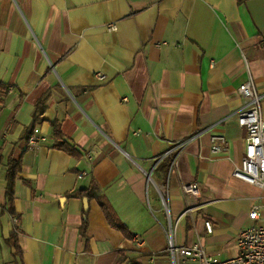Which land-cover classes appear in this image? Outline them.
Masks as SVG:
<instances>
[{
    "label": "crops",
    "instance_id": "1",
    "mask_svg": "<svg viewBox=\"0 0 264 264\" xmlns=\"http://www.w3.org/2000/svg\"><path fill=\"white\" fill-rule=\"evenodd\" d=\"M249 75L264 94V0H0V264H171L168 221L177 244L200 237L210 256H233L251 206L264 215V190L232 176ZM41 99L45 140L27 147ZM211 134L225 151H210Z\"/></svg>",
    "mask_w": 264,
    "mask_h": 264
},
{
    "label": "built area",
    "instance_id": "2",
    "mask_svg": "<svg viewBox=\"0 0 264 264\" xmlns=\"http://www.w3.org/2000/svg\"><path fill=\"white\" fill-rule=\"evenodd\" d=\"M108 28L114 29L115 27L108 25ZM95 77L99 81L106 79L105 75L101 73H97ZM237 90L242 98V103L235 113L237 124L245 131V138L243 156L238 165L232 170V176L264 190V119L261 116V99L264 94L258 92L250 75L239 84ZM202 132L197 131L172 145L157 157L156 162L171 155L174 151L181 152L186 144ZM44 140L43 136L32 133L26 138V145L27 147H34ZM209 142L210 151L214 154L222 153L227 149L226 139L222 134H211ZM83 174L82 172L78 177ZM182 192L185 195L195 197L198 191L196 185L191 183L182 185ZM161 205L166 209L163 198H161ZM189 210L186 209L185 213ZM166 213L169 215L167 209ZM247 216L251 223L239 229L234 239L236 253L225 259L210 256L199 238L190 245L177 244L175 240L176 225L168 221L166 225V250L171 264H264V215H260L259 205L253 204ZM203 224L205 231L211 233L210 221L204 220ZM136 246H140L139 241Z\"/></svg>",
    "mask_w": 264,
    "mask_h": 264
},
{
    "label": "trees",
    "instance_id": "3",
    "mask_svg": "<svg viewBox=\"0 0 264 264\" xmlns=\"http://www.w3.org/2000/svg\"><path fill=\"white\" fill-rule=\"evenodd\" d=\"M7 92H8L7 85L0 82V103L3 102V98L7 94ZM44 107H45L44 99L39 100L35 106L36 112L34 114V122L29 126L27 133H26V138L30 134L33 133L35 121L38 120L37 117L42 113V111L44 110ZM52 126L54 127V136L58 140V143L56 144V146H58L59 148L65 150L67 152H72V149H73L72 146L61 138L60 133H59L58 128H57V124H52ZM168 161H169V159H168ZM15 165L17 167V164H15ZM13 167H14L13 163L10 161L9 162L8 175H7V186H6V193L8 196L11 195V191H12V180H13V174H14ZM100 207H101V209L104 213V216H105L106 220L108 221V223H110L111 225L114 226V223L112 221L111 214L109 213V211H107L106 207L103 204H100ZM120 230L126 235V237H130V234L127 233L123 228H120ZM125 259L126 258L124 256H122L121 259L119 260L118 264H121L124 261L126 262V264H140L136 260L135 257L129 258V259H127V261Z\"/></svg>",
    "mask_w": 264,
    "mask_h": 264
},
{
    "label": "rangeland",
    "instance_id": "4",
    "mask_svg": "<svg viewBox=\"0 0 264 264\" xmlns=\"http://www.w3.org/2000/svg\"><path fill=\"white\" fill-rule=\"evenodd\" d=\"M167 218H169V215H167ZM175 235H177V239H181V237L184 235V232H183V230H181V228L179 227V230L177 231V233L175 234ZM199 239H201L200 237H199Z\"/></svg>",
    "mask_w": 264,
    "mask_h": 264
},
{
    "label": "water",
    "instance_id": "5",
    "mask_svg": "<svg viewBox=\"0 0 264 264\" xmlns=\"http://www.w3.org/2000/svg\"><path fill=\"white\" fill-rule=\"evenodd\" d=\"M86 201H87V199L84 197L83 198V204H84V209L86 210Z\"/></svg>",
    "mask_w": 264,
    "mask_h": 264
}]
</instances>
